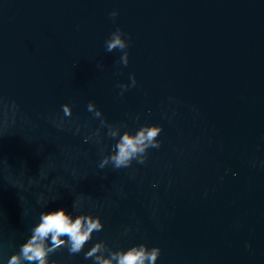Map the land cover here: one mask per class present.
Returning a JSON list of instances; mask_svg holds the SVG:
<instances>
[{
    "label": "water",
    "instance_id": "obj_1",
    "mask_svg": "<svg viewBox=\"0 0 264 264\" xmlns=\"http://www.w3.org/2000/svg\"><path fill=\"white\" fill-rule=\"evenodd\" d=\"M60 209L102 228L78 254L49 234L45 264H264V0H0V264H40L22 247Z\"/></svg>",
    "mask_w": 264,
    "mask_h": 264
},
{
    "label": "clouds",
    "instance_id": "obj_2",
    "mask_svg": "<svg viewBox=\"0 0 264 264\" xmlns=\"http://www.w3.org/2000/svg\"><path fill=\"white\" fill-rule=\"evenodd\" d=\"M110 15L115 17L117 13L112 12ZM121 34L122 30L119 28L111 33L110 38L105 42L108 52L114 49L123 51L127 47L124 40L121 39ZM127 56L128 53L125 52L122 58L125 66L127 65ZM131 78L133 79V86H135L134 76ZM117 86L124 88L122 85ZM93 109V103H88L87 110L93 112ZM62 110L66 116H71L72 113L67 104L62 105ZM95 116L99 117L100 113L95 112ZM160 132L161 127L152 125L141 128L134 136L125 133L116 145V154L111 157L115 167H127L131 159L138 153H143L148 147L158 148L159 144L154 141ZM104 163H107V160L101 163V167ZM82 219L77 218L74 222L71 221L63 209L44 215L42 222L34 229L32 239L22 247L23 257L28 261L37 260L40 264H45L46 250L43 247V241L49 234H51L52 243L56 245L64 244V241L60 240L59 237L67 236L71 244L69 251L74 254L80 253L85 242L90 239L93 230L100 231L102 228L98 220L87 219L82 225ZM100 248V244L92 247L89 252L85 253V259L95 257L96 264H112L113 260L116 261V264H145L146 261L147 264H155L160 251L158 248H153L151 252H148L145 246L140 245L133 246L127 251L113 253L110 259H104L95 255L100 251ZM9 264H19V257L13 256Z\"/></svg>",
    "mask_w": 264,
    "mask_h": 264
}]
</instances>
